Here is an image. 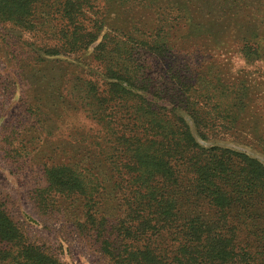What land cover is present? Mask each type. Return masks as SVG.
I'll return each instance as SVG.
<instances>
[{
  "label": "trees",
  "instance_id": "16d2710c",
  "mask_svg": "<svg viewBox=\"0 0 264 264\" xmlns=\"http://www.w3.org/2000/svg\"><path fill=\"white\" fill-rule=\"evenodd\" d=\"M161 1L117 0L116 11L135 3L152 21L111 26L107 1L0 0V22L30 32L41 10L56 17L47 55L91 51L102 68L82 87L87 117L100 128L89 157L45 165L40 202L50 193L79 200L87 225L79 227L96 235L109 264H264V163L198 142L190 122L209 141L238 113L231 89L178 70L186 37L174 31L193 25L191 2ZM109 187L114 207L103 203ZM2 263L66 264L31 243L0 201Z\"/></svg>",
  "mask_w": 264,
  "mask_h": 264
},
{
  "label": "rangeland",
  "instance_id": "374dc122",
  "mask_svg": "<svg viewBox=\"0 0 264 264\" xmlns=\"http://www.w3.org/2000/svg\"><path fill=\"white\" fill-rule=\"evenodd\" d=\"M99 1L109 2L105 9L111 26L148 21L149 10L135 3L116 11L117 0ZM164 2L169 0L160 4ZM190 2L193 25L182 33L177 31L180 26L174 31L175 37H186L184 52L177 56L178 70L231 89L228 99L238 113L231 130L209 141L202 140L190 122L193 133L205 147L224 146L264 163V0ZM43 14L41 10L36 15L34 32L0 22V201L31 243L66 264H109L96 235L79 227H87L79 200L50 193L46 205L40 202L45 165L89 157L91 138L100 128L87 117L82 87L102 74L92 63L91 51L46 54L56 44L57 19ZM101 169L112 173L107 165ZM108 189L104 204L116 196L112 187Z\"/></svg>",
  "mask_w": 264,
  "mask_h": 264
}]
</instances>
